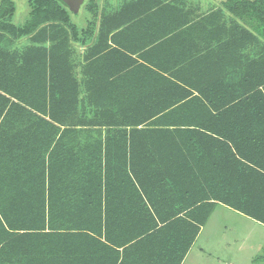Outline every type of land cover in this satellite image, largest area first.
Wrapping results in <instances>:
<instances>
[{
	"label": "trees",
	"instance_id": "1",
	"mask_svg": "<svg viewBox=\"0 0 264 264\" xmlns=\"http://www.w3.org/2000/svg\"><path fill=\"white\" fill-rule=\"evenodd\" d=\"M25 1L0 0V264H181L217 204L264 224V0L138 52L117 32L171 0H86L83 26Z\"/></svg>",
	"mask_w": 264,
	"mask_h": 264
},
{
	"label": "rangeland",
	"instance_id": "2",
	"mask_svg": "<svg viewBox=\"0 0 264 264\" xmlns=\"http://www.w3.org/2000/svg\"><path fill=\"white\" fill-rule=\"evenodd\" d=\"M117 3L120 0H111ZM215 4L220 0H205ZM86 0L68 8L71 19L83 26L87 18ZM101 3V0L99 1ZM14 23H22L27 18L30 7L25 0H14ZM26 17V18H25ZM26 39L16 42L21 48ZM187 264H264V225L246 217L242 213L218 205L202 226L190 248Z\"/></svg>",
	"mask_w": 264,
	"mask_h": 264
},
{
	"label": "crops",
	"instance_id": "3",
	"mask_svg": "<svg viewBox=\"0 0 264 264\" xmlns=\"http://www.w3.org/2000/svg\"><path fill=\"white\" fill-rule=\"evenodd\" d=\"M222 1L223 0H220L218 3L211 4L207 3L205 0H171L173 4L170 8L172 9H164L162 12L157 13L147 11L135 17L134 26L130 25L121 30L119 29L115 36L116 45L130 52H138L153 43L167 27H178V25L185 24L189 25L191 22L200 21L202 18L207 17L211 12H214L213 18L211 19L212 27L217 31L216 33H212L213 36L216 38L220 35H225V29L229 30L231 28L232 19L229 13L222 10ZM152 2L153 0H120L114 3L111 0H107L110 7L119 8L117 14L120 17H129L138 10L147 9ZM120 8H122V10ZM134 16L135 15H133V17ZM239 22L250 30H253L251 23H248L246 19H242ZM263 46L264 38H262L258 44L249 45L248 51H251L253 56H256ZM133 56L136 57L137 55ZM139 61H141V59H139ZM218 205L223 204H217L215 208ZM189 251L181 264H187L188 260L192 262L193 258H189Z\"/></svg>",
	"mask_w": 264,
	"mask_h": 264
},
{
	"label": "water",
	"instance_id": "4",
	"mask_svg": "<svg viewBox=\"0 0 264 264\" xmlns=\"http://www.w3.org/2000/svg\"><path fill=\"white\" fill-rule=\"evenodd\" d=\"M59 1L62 2L67 8H72L78 5L81 0H59Z\"/></svg>",
	"mask_w": 264,
	"mask_h": 264
}]
</instances>
